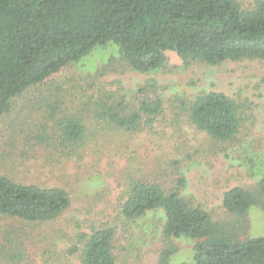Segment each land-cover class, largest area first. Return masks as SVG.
Instances as JSON below:
<instances>
[{"label":"trees","instance_id":"trees-1","mask_svg":"<svg viewBox=\"0 0 264 264\" xmlns=\"http://www.w3.org/2000/svg\"><path fill=\"white\" fill-rule=\"evenodd\" d=\"M108 45L117 48L118 63L140 73L165 67L167 52L176 53L186 68L264 61V0L249 6L240 0H0V121L12 113L17 121L8 142L16 150L8 156L9 165L0 166V223L11 221L0 227V262L31 260L42 226L58 220L73 203L63 186L24 182L19 172L28 161L56 168L82 161L106 143L139 135L161 139L184 127L207 135L218 151L246 146L241 136L249 118L241 104L218 91L187 100L147 88L132 95L105 90L100 78L109 70L103 66L86 76L72 73L51 92L26 96ZM25 96L29 99L18 107ZM137 162L136 152H130L118 224L79 233L70 249L81 264H120L121 230L126 235L130 223L159 210L165 223L157 264H175L176 240L182 238L199 240L194 264H264V236L246 235L250 208H264V174L255 189L234 187L223 195V208L238 218L242 236L183 195L187 179L180 164L156 172L158 167L144 170ZM15 220L20 224L13 225Z\"/></svg>","mask_w":264,"mask_h":264},{"label":"rangeland","instance_id":"rangeland-1","mask_svg":"<svg viewBox=\"0 0 264 264\" xmlns=\"http://www.w3.org/2000/svg\"><path fill=\"white\" fill-rule=\"evenodd\" d=\"M240 1L245 6L253 2ZM166 58V65L162 69L140 73L115 60L118 59L115 46L99 47L81 62L29 91L26 96L31 98L42 92H51L56 89L55 84L72 73L79 72L86 76L108 66V73L100 78L105 90H119L132 95L147 88L148 93L154 95L172 98L180 94L187 100L210 91L226 94L241 104L244 117L249 118L243 130L244 136H241L246 146L226 145V150L218 151L217 145L211 144L213 142L207 135L184 127L177 133L169 130L161 139L139 135L124 143H106L103 148L88 151L84 160L71 161L56 168L44 166L41 160L26 162L23 171L19 172L24 182L63 186L71 191L73 203L58 220L42 226V241L38 243L36 252L31 260L19 264H81L79 258L70 251L79 240L78 236L91 233L93 229L107 223L116 221L118 224L121 182L129 164L130 152H136L137 166L144 170L151 164L158 167L156 172L163 165L180 164L187 179L183 195L203 205L215 222L229 225L232 230L237 227L243 236L245 230L238 228V218L223 208L222 200L224 193L234 187L255 189L264 174V61H227L217 66L195 64L186 68L176 53L167 52ZM26 96L17 101L18 107L24 106L29 99ZM14 118L15 114L12 113L0 121V166L9 165L8 156L16 150L8 143L13 133L11 127L17 123ZM247 217L249 229L246 235L252 238L264 236V208L252 206ZM10 223L2 221L0 227ZM164 223V212L159 210L130 223L126 235L121 230L117 244L119 263L157 264ZM19 224L17 220L13 222V225ZM198 242L197 239L176 240L180 251L174 256L173 262L194 264ZM4 260L0 264H13Z\"/></svg>","mask_w":264,"mask_h":264}]
</instances>
